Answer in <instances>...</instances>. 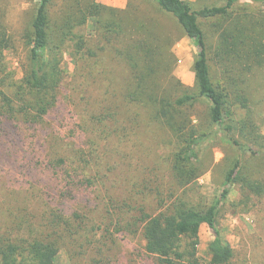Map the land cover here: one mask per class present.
<instances>
[{"label":"trees","instance_id":"16d2710c","mask_svg":"<svg viewBox=\"0 0 264 264\" xmlns=\"http://www.w3.org/2000/svg\"><path fill=\"white\" fill-rule=\"evenodd\" d=\"M50 1L39 0L24 36L19 80L5 64L13 42L0 19V264H55L61 249L93 247L97 237L110 241L109 227L116 233L121 224L130 234L139 226L144 251L157 264H199L204 225L213 233L208 264H231L234 251L217 227L218 209L235 185L264 195V178L251 179L250 166L264 162V98L250 90L264 68V17L239 9L241 0L198 10L184 0H142L197 50L193 89L173 77L163 88L158 81L172 73L175 41L159 23L132 3L116 9L82 0L56 28ZM198 18L212 20V44ZM93 32L121 38L122 46L98 55L89 46ZM67 52L75 60L69 80ZM196 105L205 112L192 115ZM159 138L168 145L169 178L180 188L200 176L204 142L220 139L234 149L214 203L188 206L171 192L156 215L142 206L137 215L130 206L124 211L114 190L125 159Z\"/></svg>","mask_w":264,"mask_h":264},{"label":"rangeland","instance_id":"374dc122","mask_svg":"<svg viewBox=\"0 0 264 264\" xmlns=\"http://www.w3.org/2000/svg\"><path fill=\"white\" fill-rule=\"evenodd\" d=\"M76 1L81 2L82 0H51L48 7L51 25L57 28L63 20L64 12L68 11V8ZM94 1L116 9H124L128 3H132L140 14L159 23L161 30L168 34L175 43L171 50L173 58H169L174 66L172 73L168 76L162 75L158 84L167 85L168 78L173 77L182 88L193 89L192 66L197 50L192 41L181 34L179 27L172 20L158 16L153 11V7L142 0ZM184 1L189 2L195 10L218 3L217 0ZM38 2L39 0H0V19L13 42V49L5 52L4 60L8 70L15 73L17 80L22 77V64L26 54L24 36L29 31ZM237 7L264 17V4L256 5L249 0H241ZM197 21L205 34L207 43L212 44L215 40L212 20L198 18ZM120 41L121 38L103 36L99 32H93L89 39V46L98 55L106 53V57L110 50L122 46ZM101 49L104 51L101 52ZM74 63V57L68 52L64 53L63 65L67 72V80L73 72ZM258 71L253 76L250 90L253 94L264 98V68ZM261 107L264 110V100ZM191 112L194 116L203 114L205 106L196 105ZM262 132L264 134V125ZM145 146L148 147L147 150L140 148L125 159L124 179L120 180L118 185L116 184L114 190L117 199L122 201L121 204L125 203L124 211H127L130 206L134 209V215H137L138 212L135 210H138L140 206L152 215L165 210V204L168 203L171 192L180 197L188 206L211 205L219 197L224 174L230 161L235 157L234 149L224 141L207 140L202 145L199 154L200 176L186 187L180 188L169 178L167 172L166 160L170 157L167 143L159 138L151 144L149 141L146 142ZM250 166L252 167L251 179L264 178L263 161L253 160ZM29 210L36 212L37 209L33 204ZM110 211L113 212V208ZM123 225L126 224L116 227V229L119 228L116 233H113L114 227H109L112 232L110 241L97 237L94 239L93 247L74 249L67 246L61 249L55 259V264H157L156 258L147 255L144 251V241L139 226L131 228L134 231L136 229L137 232L130 234L122 230ZM217 227L221 237L234 251L231 264H264V195L253 196L241 190L238 185L233 186L225 202L218 209ZM212 239V231L203 225L199 230L196 246L199 264H208L207 244ZM100 245L102 249L97 251L95 248Z\"/></svg>","mask_w":264,"mask_h":264}]
</instances>
